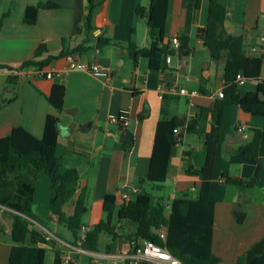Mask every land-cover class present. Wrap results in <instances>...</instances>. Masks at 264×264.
<instances>
[{"label":"crops","instance_id":"0c3cea01","mask_svg":"<svg viewBox=\"0 0 264 264\" xmlns=\"http://www.w3.org/2000/svg\"><path fill=\"white\" fill-rule=\"evenodd\" d=\"M45 1L55 3L56 7L34 6ZM96 2L93 28L86 36L87 0H0V16L6 14L0 27V137L12 127L21 126L40 138L46 114L55 112L47 100L51 86H64L58 141L70 148L65 156L75 164L78 188L62 210L71 214L76 195L85 188L87 210L81 219L87 228L103 216L101 202L105 194H114L118 199L124 191L131 195L139 189L140 178L164 177L162 190L169 198L183 193L188 197L196 195L200 179L188 175L184 164L187 160L195 168L203 166L207 146L202 133L188 131L186 125L195 119L201 130H209L212 119L207 110L224 85L223 57H212L202 43L207 0H193L189 8L184 0ZM224 5V32L244 34L245 55L260 58L251 71H241L243 81L239 90L245 93L264 80V0H224ZM138 6L144 7L145 14L153 20L155 38L149 35L147 15L136 13ZM175 35L186 36L187 47L172 51L170 39ZM98 36L108 37L112 43L97 47ZM84 39L86 50L73 51ZM129 39L148 49L136 61L127 49ZM40 44L46 51L35 56ZM70 51L76 53L78 61L97 60L108 66L110 78L106 80L77 67L66 68L64 57ZM48 56L52 57L41 68L53 70L51 78L15 73L23 62L31 58L43 61ZM182 87L188 91L196 89L197 93L180 94L178 89ZM121 109L127 111L124 126L109 119ZM163 115L182 121L174 127L178 140L171 146L165 138L169 120L163 119ZM219 128L225 137L214 146L208 188V198L213 203L212 253L219 264H236L240 256L262 250L264 115H250L237 104H227L222 108ZM125 129L133 135L130 149L123 146ZM253 129L261 134L258 155L256 159H247L243 147L251 139ZM257 163L263 165L261 185L247 188L226 182V177H250ZM167 166L170 171L166 173ZM49 195V178L40 171L35 180L32 209L50 228L36 223L49 240V248L60 251L61 264H89L97 255L108 264L129 251L128 239L111 238L106 233L99 235L98 251L82 249L78 242H73L70 230L50 211ZM234 208L244 212L242 221L235 219ZM119 224L124 225V231L133 229L124 221ZM0 228L7 233L8 217L0 218ZM9 251L8 236L0 235V264L8 263ZM48 252L51 264L53 251H46L45 260ZM245 263L248 264L247 260Z\"/></svg>","mask_w":264,"mask_h":264},{"label":"trees","instance_id":"16d2710c","mask_svg":"<svg viewBox=\"0 0 264 264\" xmlns=\"http://www.w3.org/2000/svg\"><path fill=\"white\" fill-rule=\"evenodd\" d=\"M193 0H184L189 8ZM86 36L93 28L92 15L96 8V0H87ZM37 8H53L56 4L50 1L37 2ZM136 13L145 14V8L138 6ZM6 14L0 16V27ZM226 17L224 0H207L205 24L201 32L202 43L207 47L209 54L214 58L224 59V85L223 96L216 97L208 112L212 119L208 131L201 130L198 122L192 119L186 125L188 131L202 133L207 146L206 159L200 168H195L185 160L184 169L188 175L200 179L196 195L188 197L186 193L180 196L154 195L153 190L162 191V178L147 176L138 179L139 190L132 192L128 199H118L114 194H105L101 202L103 216L99 221L91 224L80 234L82 215L87 210V190L82 188L75 197L73 212L66 215L62 206L70 200L78 188V172L74 162H69L66 154L69 149L58 141L59 113L63 109L64 86L54 83L51 86L47 100L55 112L48 113L44 119L43 133L40 138L31 135L21 126H14L7 135L0 137V218L8 217L9 228L7 233L0 228V235H7L10 242V251L7 264H45V253L48 249L53 251L51 264H61L60 251L49 248V240L38 228L36 223L47 228L45 220L34 214L32 209L33 193L36 176L44 171L49 178L50 195L49 208L56 216L58 222L63 223L71 232L74 243L85 250L98 251V238L102 233L111 238L123 236L126 239L145 238L165 247L172 255L177 257L181 264H219L212 253V223L213 203L208 198L210 171L214 146L223 141L224 133L220 131V115L223 106L237 104L244 112L250 115H264V80L257 82L254 90L241 93L239 84L235 80L236 73L241 70L249 72L259 62L258 57H248L244 53V34H227L222 29ZM24 21L32 20L24 18ZM149 35L155 38L154 22L149 15L146 17ZM179 48L188 44L186 36L179 37ZM86 39L78 44L73 51H84ZM112 43L105 36H98L95 45L102 47ZM127 49L133 61L138 56L148 52L147 48L138 47L129 39ZM46 48L40 44L34 55L37 56ZM52 56L43 61L33 58L23 62L21 68L35 66L41 68ZM0 67L1 64H0ZM263 93V97L259 96ZM167 121V117L163 115ZM169 128L166 131V142L174 145L178 137L174 134V127L182 121L169 118ZM168 122V121H167ZM260 131L253 129L251 139L243 147V155L247 159H256L260 140ZM123 146L130 149L133 146V135L125 129ZM171 169V168H170ZM263 165L257 163L250 177L230 178L226 182L237 187L251 188L261 185L260 177ZM169 170L167 166L166 173ZM169 199L170 202H166ZM4 207V208H2ZM235 219L242 221L244 212L234 208ZM124 221L126 225L133 226L132 230H123L124 225L117 223ZM165 230L166 237L161 239L158 231ZM123 230V231H122ZM58 235V234H56ZM261 251L257 254L249 253L240 256L236 264H264V237L261 240ZM247 257V259H245ZM69 264H75L69 262ZM91 264V261L89 262ZM121 264H129L124 261Z\"/></svg>","mask_w":264,"mask_h":264},{"label":"built area","instance_id":"2783aa9c","mask_svg":"<svg viewBox=\"0 0 264 264\" xmlns=\"http://www.w3.org/2000/svg\"><path fill=\"white\" fill-rule=\"evenodd\" d=\"M180 40L177 35L173 36L170 39V49L176 51L179 49ZM65 64L66 68L77 67L79 69H84L91 73L94 76L102 77L108 80L111 76V71L108 66H105L98 62L97 60H92L90 62H81L77 60V55L75 52H67L65 54ZM166 60H170V54L166 55ZM17 75H34L36 77L51 78L53 75V70L43 69V68H19L15 71ZM235 80L238 84H241L243 81V76L241 70H239L235 75ZM180 94H185L192 96L197 93L196 89L186 90L185 88L178 89ZM223 96V90H218L216 92V97ZM110 121L116 122L121 126H124L127 121V111L121 109L116 115L111 116ZM237 130L241 131L242 127H238ZM176 131V128L173 129ZM139 189L136 188L133 192H137ZM130 194L126 191L122 192L120 195L121 199H128ZM81 231L84 232L88 228L84 225H81ZM158 235L161 239H165L166 233L162 228L158 231ZM130 249L125 254L117 255L113 260L108 264H120L124 261H127L129 264H181L180 260L172 255L165 247L159 245L152 240L145 238H132L128 240ZM85 250V249H84ZM91 264H106L101 255L92 257Z\"/></svg>","mask_w":264,"mask_h":264},{"label":"rangeland","instance_id":"374dc122","mask_svg":"<svg viewBox=\"0 0 264 264\" xmlns=\"http://www.w3.org/2000/svg\"><path fill=\"white\" fill-rule=\"evenodd\" d=\"M42 174H44L43 172H41ZM153 192V194L154 195H164L165 193H164V190H162V191H158V190H153L152 191ZM103 234H105V233H103ZM50 256H51V253L50 252H48L47 253V255H46V264H49V262H50Z\"/></svg>","mask_w":264,"mask_h":264},{"label":"water","instance_id":"95a60500","mask_svg":"<svg viewBox=\"0 0 264 264\" xmlns=\"http://www.w3.org/2000/svg\"><path fill=\"white\" fill-rule=\"evenodd\" d=\"M259 96L262 98L263 97V93L262 92H259ZM72 125H73V123H72Z\"/></svg>","mask_w":264,"mask_h":264}]
</instances>
